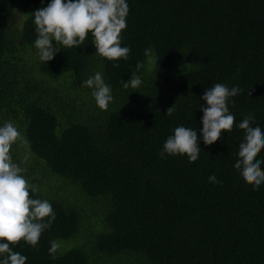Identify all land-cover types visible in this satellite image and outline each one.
<instances>
[{"label": "trees", "instance_id": "1", "mask_svg": "<svg viewBox=\"0 0 264 264\" xmlns=\"http://www.w3.org/2000/svg\"><path fill=\"white\" fill-rule=\"evenodd\" d=\"M47 2L0 0V121L21 113L24 140L44 168L77 183L86 198L110 196L111 204L99 217L89 210L93 202L77 199L82 221L76 210L30 192L52 203L56 219L35 247L21 240L13 250L27 256L26 264H264V184L254 190L234 163L244 133L239 119L252 111L264 124V0H128L126 60L97 54L89 35L84 45L24 71L16 55L34 44L32 13ZM15 10L28 15L17 43L8 34ZM138 62L143 83L125 88L121 81ZM174 67L179 74L169 77ZM97 71L112 86L109 108L94 98L82 102L93 111L58 134L42 86L70 80L77 89ZM214 83L242 89L228 105L233 128L212 145L201 141L194 162L161 158L175 127H202L200 97ZM213 174L221 183L209 182ZM81 224L90 238L84 248L49 252L53 240L71 246Z\"/></svg>", "mask_w": 264, "mask_h": 264}, {"label": "clouds", "instance_id": "2", "mask_svg": "<svg viewBox=\"0 0 264 264\" xmlns=\"http://www.w3.org/2000/svg\"><path fill=\"white\" fill-rule=\"evenodd\" d=\"M44 3V0H41ZM129 13L128 0H48L47 5L36 9L33 22L37 33L34 47L40 61L48 62L63 48L79 47L85 44L89 35L96 53L108 60L127 59L130 46H122V30L127 27ZM53 41L56 43L53 44ZM116 64L114 67H118ZM143 65L138 62L137 71L127 81L125 88H138L143 83L138 74ZM83 86L92 89V96L100 109H107L113 101L112 86L100 71L83 81ZM242 89L239 85L229 87L224 83H214L204 90L199 109L202 127H175L165 140L159 153L161 158L168 155H187L190 162L198 159L200 142L212 145L221 139L222 133L233 128L235 115L230 111V99ZM173 107L166 114L171 115ZM238 124L244 128L239 139L238 154L234 163L254 190L264 184V158L258 153L264 150V124L256 119L255 113L247 112ZM199 133V136H198ZM21 132L11 120L0 123V264H26L27 256L14 251L11 245L23 240L35 247L43 232L50 229L56 219L52 203L48 199L30 195L35 188L24 175L25 168L14 162L10 149ZM209 182L221 183L215 174ZM49 252L59 245L50 241Z\"/></svg>", "mask_w": 264, "mask_h": 264}, {"label": "rangeland", "instance_id": "3", "mask_svg": "<svg viewBox=\"0 0 264 264\" xmlns=\"http://www.w3.org/2000/svg\"><path fill=\"white\" fill-rule=\"evenodd\" d=\"M15 14V15H14ZM28 15L19 11L15 10L13 13L12 21L9 23L8 28V34L9 36L15 41V43L18 42L19 36L22 32V28L24 26L25 21L27 20ZM23 23V24H22ZM22 26V27H21ZM21 31V32H20ZM56 42L53 41V44ZM25 50H19L18 54L16 55L18 60V65L24 70V71H30L29 67L37 66L38 62H41L38 57L37 49H35L34 44L27 46ZM182 58L181 56L178 57V59ZM150 64H154L153 56L149 57ZM2 63V59L0 58V64ZM31 64V65H30ZM13 69H17L16 65L12 66ZM179 73H176V68L169 73V77H173L178 75ZM66 78H70V76H66ZM70 85V80H68V86L65 82H52L48 81L44 86H42L41 90L45 93V97L43 99L47 100L48 105H51L53 113L59 118L58 123V129L57 133L59 134L62 132L60 128L64 127L68 123L73 122H79L80 116L85 117V114L90 111L92 112L93 109L81 107L82 102H87L89 100L93 99L92 96V89L88 87H78L77 89H71L73 86ZM112 94L114 96V93L112 91ZM53 96H60L61 101H56V103H52V97ZM73 100V104L66 105L64 103H67L69 100ZM64 106V110L61 111L60 105ZM109 108V107H108ZM107 108V109H108ZM78 111V112H73ZM108 111V110H107ZM106 111V112H107ZM21 113L17 114V117L14 119H3L0 121V123H3L4 121L11 120L13 121L19 128L21 132V137L18 138V140L13 143L11 147L12 156L14 162H17L20 164L21 167L25 168V175L29 182L32 183L34 186H38L39 188H35L36 190L40 191L46 198L62 203L66 208L74 209L78 213H80L83 219L86 217L84 213V209L81 207L80 203L77 199L83 198L89 202H93L94 206L90 207V212L96 214V216L104 217L106 214L110 204H111V198L110 196H104L101 198L96 199H90L86 198L80 188V186L72 181L71 179H63L59 178L58 176L52 175L50 172H48L44 168L43 162L39 161L29 150L25 140H24V132L25 130L20 125L19 121V115ZM65 114V115H63ZM99 115V114H98ZM19 117V118H18ZM100 119V118H99ZM42 168V169H41ZM70 190L74 191V196L70 194ZM83 193V194H82ZM76 195H80L76 198ZM86 240H90V238L87 236V233L85 229L79 226V231L77 236L74 240H71L72 245L68 243H63L62 240H56V243L59 245V249L61 252L68 250V249H74V248H84V245L82 243H85ZM92 241V240H91ZM62 244V247L66 248L62 250L60 248V244ZM70 246V247H69ZM69 247V248H68Z\"/></svg>", "mask_w": 264, "mask_h": 264}]
</instances>
